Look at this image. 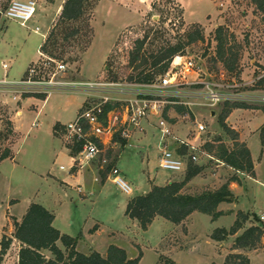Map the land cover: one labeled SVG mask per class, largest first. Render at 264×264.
Returning a JSON list of instances; mask_svg holds the SVG:
<instances>
[{
    "label": "rangeland",
    "instance_id": "obj_1",
    "mask_svg": "<svg viewBox=\"0 0 264 264\" xmlns=\"http://www.w3.org/2000/svg\"><path fill=\"white\" fill-rule=\"evenodd\" d=\"M11 1L0 0V11L4 12ZM41 2L48 7L59 4L61 0ZM2 18L1 14L0 19ZM7 25L13 43L9 40L6 45L4 41L8 37L0 32V61L12 59L10 76L16 75L21 80H26L29 70L34 66L38 67L41 62L38 51L43 38L32 29L38 26L41 33L45 34L47 25L30 23L29 29L12 21H7ZM218 28H222L224 58L230 57L229 51L236 55L235 69L232 72L227 71L218 54ZM52 30L53 27L48 34ZM133 32L149 36L141 53L146 57L162 47L185 45V54L194 58L201 71L198 80L211 84L213 92L222 97L214 104L210 91L204 85L191 84L196 80V75H189L187 81L191 85L182 86L180 90L183 97L177 99L183 105L176 106H185L190 113H178L176 106L171 105L165 109L166 116L172 120L173 136L183 139L187 137L196 144L203 145L220 137L231 148L232 142L218 125V118L226 103H243L251 108L264 107V84L261 83L264 80V15L249 0H186L185 8L177 0H90L85 4L84 13L79 20L65 22L54 28L46 45L49 55L44 54L63 62L66 71L56 73L55 76L50 75L52 72L49 71L43 81L103 83L104 87L95 92L97 97L94 100L98 102L101 96L111 98L110 102L115 106L111 122L117 124L114 130H122L125 107L128 105L126 100L132 98L131 90L124 89L135 83L132 79L137 78L142 71L154 74L157 70L151 66L137 69L141 63L140 58L131 64L123 41ZM197 32L202 35V39L188 44L189 36ZM38 58L28 68V61ZM0 73H3L2 69ZM68 89L47 85L43 88H30L21 95L0 92V156L6 149L16 147L19 161L17 165L11 162L0 165L1 212L5 209L6 202L19 200L23 206L36 195L40 197L50 194V182L42 175L50 169L64 174L65 171H59V167L64 165L68 168L67 160L54 158L50 142L55 141L50 132L52 125L74 120L87 100L86 98L84 102L83 91ZM48 92L52 94L43 108L41 99L26 102L22 107L23 115L16 119L20 135L15 133L12 118L20 103L18 107L12 106L8 100L10 94L21 100L26 98L25 95H29L28 98L40 94L48 96ZM158 121L159 116L153 114L149 125L142 124V133H136L135 140L140 144L138 146H145L144 148L131 149L112 141L103 148L100 158L89 164L90 168L85 172L89 179L96 175L106 178L111 175V169L117 167L120 177L130 184L133 193L127 195L118 186L109 183L101 193L80 203L78 207H74L75 203H72L71 217L76 225L70 228L74 230L80 220L89 214L98 218L104 224L105 232L118 231L112 233L115 237L112 240L100 238V254L105 257L109 247L106 243H111L123 248L131 259L142 254L140 264H163L165 259L176 264H224L231 254H244L250 258L251 264H264V236L255 248L235 246L236 238L245 232L249 222H244L237 234L224 241H215L212 240L215 228L227 227L225 229L229 230L234 225L232 217L222 218L214 224L209 216L196 213L194 219L182 225L156 218L147 231H143L136 220L126 217L128 198L147 194L150 184L152 187L155 185L153 180L156 184L164 183L167 179L169 182H181L186 176L187 171L173 174L159 168ZM198 124L205 125L206 131L199 133ZM57 137L67 146L61 133ZM104 157L108 159V164L102 162ZM198 165L203 167V171L186 186L184 193L194 195L218 190L233 174L227 165L207 156H201ZM258 172L264 179V163L259 166ZM125 174L127 177H134L136 189ZM76 195L78 196L73 192V196ZM236 207L250 212V223L263 225L260 217L264 215V188L251 184L249 191L240 195ZM66 224L68 225L67 220ZM88 246L91 245H82V250H86ZM7 264H16L15 248L10 252Z\"/></svg>",
    "mask_w": 264,
    "mask_h": 264
},
{
    "label": "trees",
    "instance_id": "obj_2",
    "mask_svg": "<svg viewBox=\"0 0 264 264\" xmlns=\"http://www.w3.org/2000/svg\"><path fill=\"white\" fill-rule=\"evenodd\" d=\"M249 1L264 15V0ZM88 2H90V0H65L56 22L54 23L53 30L62 23L79 20L84 13L85 4ZM53 30L48 34V37L41 47L42 52L45 54H48L46 45L53 34ZM148 39V35H141L140 32H133L126 36L123 41L125 48L128 49V56L131 59V64L135 60L141 59V63L137 66V69L147 66L157 69L154 74H145V72L142 71L137 78L132 79L137 83L150 84L154 82L158 76L167 72L172 59L176 55L185 54L184 51L186 46L178 44L176 46L162 47L156 52L151 53L149 57H146L144 56L145 54L142 55L141 53L144 51ZM196 39H202V35H200L199 32L189 36L188 44H191ZM217 41L218 54L222 57L227 71H234L236 55L229 51L230 57L224 58L222 28L217 29ZM149 60H151L150 63ZM261 83L264 84V80H262ZM25 97L28 98L29 95H25ZM33 97L45 101L48 96L40 94ZM114 108L115 106L113 104H107L105 106V113ZM175 108L178 113H190L185 106H176ZM241 108L250 107L242 103H226L218 118V125L232 142V147L229 148L225 141L218 137L207 142L204 145V150L213 158L223 162L234 170L254 176V165L250 150L244 143L240 142L239 133L227 124V118L231 112L234 109ZM258 109H261L264 113V107ZM165 117L168 118L166 114ZM62 127L63 125L61 124L55 125L54 133L56 136ZM260 137L261 143L264 146V125L261 128ZM114 141L120 143L121 146L126 145V141L121 139L118 134L115 135ZM81 149V145L70 147L72 156L78 154ZM8 158H11L10 149H6L0 156V162ZM186 171V176L181 182H170L164 186L154 185L147 194L131 198L127 204L125 215L131 220H136L143 231H147L156 218H163L178 225L194 212L208 215L213 221H216L223 215L222 212L218 211L219 205L224 202H233L234 195L229 185L231 182L240 183L239 178L233 176L218 190L192 195L184 193L183 191L186 186L203 171V167L198 164L190 163ZM237 216V220L229 230L216 229L212 235L213 240L224 241L229 236L237 234L243 227V223L249 219V217L242 212H239ZM53 221L54 215L50 211L40 204L33 203L30 205L21 222H14L13 237L22 245L19 252V264H140L141 262L143 257L142 254L137 258L131 259L123 248L115 245H111L108 248L105 257L96 251H93L89 255L82 254L76 250L79 238H72L68 235L61 234L60 231L53 226ZM263 236L264 227L260 224H254L236 238L235 246L236 248H255L257 244L260 243ZM59 241L65 247V251L58 247L57 242ZM12 242L13 239L11 237L6 235L0 236V259L7 254ZM43 250L50 251L54 258L50 260L46 259L42 254ZM163 264L176 263L170 259H165ZM224 264H251V260L244 254H231L226 258Z\"/></svg>",
    "mask_w": 264,
    "mask_h": 264
},
{
    "label": "built area",
    "instance_id": "obj_3",
    "mask_svg": "<svg viewBox=\"0 0 264 264\" xmlns=\"http://www.w3.org/2000/svg\"><path fill=\"white\" fill-rule=\"evenodd\" d=\"M39 1L12 0L1 14L7 20L17 21L22 26L28 27L29 21L36 13ZM34 32L39 33L40 28H35ZM39 54L41 62H39L38 67L34 66L29 70L28 79L20 80L19 82L0 81V89H11L14 93L20 95L30 88H43L47 85H53L55 88H69L68 90L78 92L83 91L87 96L85 105L76 118L63 125L59 131L69 149L77 145L82 146L81 151L74 156L75 165L84 167L98 160L103 153V148L111 144L112 141L115 142L114 137L116 134L126 141L125 146L131 149L138 148L135 143V139L137 138L136 133H142L144 129L142 124L149 125L150 118L153 114L159 116L157 126V131L160 136L157 145L159 168L173 174H180L187 170L190 163L197 165L200 157L206 155L203 150V144H196L187 139V137L183 139L173 136V125L170 123V119L168 120L165 117V109L169 105H183V102H179L177 99L183 97V92L180 88L190 84L187 81L189 75H196V80L191 82V84L204 85L210 91V98L214 104L222 98L213 92L211 84L198 80L200 79L201 71L198 69L199 67L193 57L186 54L176 55L172 59L167 72L154 82L150 84L135 82L129 86L127 85L128 89L126 88L124 90H131L132 98L126 100L128 105L125 107V120L122 122L123 128L118 131L114 130L117 124H112L111 122V114L114 113V109L105 113V106L111 103V98L101 96L98 102L94 100L97 97L95 92L104 87L103 83H53L43 81L49 71L52 72L50 75L53 76L56 73L65 72L66 65L61 61L45 55L41 49ZM3 68L7 69L8 65L4 64ZM124 90L120 89L121 93H124ZM50 93L48 92V94ZM14 99H17V96H14ZM197 131L199 133L205 132L206 126L198 124ZM102 162L108 164V159L104 157ZM110 174L114 177L115 184L123 193L127 195L132 194V187L120 177V170L117 167H113ZM261 221H264V216H261Z\"/></svg>",
    "mask_w": 264,
    "mask_h": 264
},
{
    "label": "crops",
    "instance_id": "obj_4",
    "mask_svg": "<svg viewBox=\"0 0 264 264\" xmlns=\"http://www.w3.org/2000/svg\"><path fill=\"white\" fill-rule=\"evenodd\" d=\"M18 1H27V0H18ZM41 1L42 0H40L38 3L36 13L34 14L33 18L28 23V24L31 23V24H35V25H39L42 23L44 25H47V32L45 34L41 33V29H40L39 33L34 32L35 34H39V35L41 34V36L43 38V43H41L39 45L40 49H41L42 45L44 44L48 33L50 32L51 28L53 27L54 23L56 22V19H57L58 15L62 9V6H63L65 0H61V2L59 4L57 3L54 6L51 5L48 7L45 6L44 3H42ZM148 1H153V0H148ZM177 1L180 4H182L183 7L185 8L186 0H177ZM55 6H57V7H55ZM141 15H143V13ZM7 21L15 22V23L19 24L21 27L26 28V29L30 28L29 25H28V27H24L19 22L13 21V20H7L5 17L0 19V32L4 33V37H8V38H6L5 41L3 40L6 45L9 44V40H11L10 43H13L12 42L13 38L11 36H9V34H8L9 30H8ZM37 27L38 26H36L35 28H37ZM34 29H32V31H34ZM43 36H45V37H43ZM39 51H38V55L40 58ZM39 58L36 60L32 59L31 61H28V65H27L28 68L30 67V65H32L33 63L38 61ZM11 60L12 59H5L4 61H0V69H2V71H3V73H0V81L5 80L7 82H19L21 80L20 78L16 77V75L14 77L10 76V69H12V65L10 66ZM4 64L8 65L7 69L3 68ZM23 74H26V73H23ZM3 91L14 93V91L11 89H1L0 90V92H3ZM51 94L52 93H50L48 95V97L45 101L42 100V103H43L42 108L46 104V102H48ZM82 95L84 96V102H85L87 96L84 93ZM13 96L10 94V96L8 98V100L11 102V105L18 107V104L20 103L18 111H15L13 118H12V121L14 122V126H15V133L20 135L19 134L20 132H19L18 127H17L16 119H18L20 117V115H23L22 107L24 105H26V102L29 100H35V99L39 100V99L34 98V97H30V98L18 100V96H17L16 101H14ZM31 105H33V104H31ZM78 113H77V115H78ZM56 124L65 125L67 123H56ZM56 124L52 125V130L50 132V135H51L53 141H55V142H50V144L52 145L51 147H53L54 158L56 160L59 158H63L65 160H67L68 161V168H66L64 165H61L59 167V169H60L59 171H65L64 174H62L60 172L55 173L50 169L47 173L42 175V177L45 178V180L47 182H50V185H51L50 194L43 195L40 197L38 195H36V197L30 198L25 204H23V206L19 200H14V202H11V201L6 202L5 209L2 212L0 211V236H3L2 233H4V234L8 235L9 237H11L13 239V242H12V245H11L10 249L8 250L7 254L4 255L2 257V259H0V264H7V260H8V257L10 255V252L14 248L16 250V264H19V252H20L22 245L18 240H16L13 237L14 222L15 221L21 222V220L23 219V217L27 213L30 205L33 203L42 205L43 207H45L48 211H50L54 215L53 226L57 230H59L61 234L68 235L72 238H79L78 242H77L76 250L82 254L89 255L93 251L100 253L99 247H98V244H99L98 242H99V240H101L100 238L104 237V240H112L115 238L114 236H112V233L118 232V231H112V230H107L105 232L104 231V229H105L104 224L102 223V221H100L96 217H93L90 214L87 217H83V219L80 220V222L78 223V226L76 228H74V230H72L70 228L71 226L74 227L76 225L74 220L71 217L72 211L70 210V205L72 203H75L74 207H78L80 203L86 202V201L90 200L92 197L97 196L98 193H101L109 183H112L114 185H116V184L114 182V177L111 175L107 176L106 178L101 177L100 175L99 176L96 175L93 179L91 177L89 179L85 175V172H87V169L90 168V165L88 164L84 167H80L77 164L75 165L74 156H72L71 150L66 145H64L63 141L60 138H58L54 133V127ZM227 124L232 129H234L236 132L239 133L240 142L244 143L247 146V148L250 150L253 165H254V173L255 174H254V176H250L247 173L236 171L233 168L228 166L233 171V174L231 175L230 178H232L233 176H236L239 178L240 183H238V182H231L230 183L229 188L234 195V200L231 203L224 202V203H221L219 205L218 211L222 212L223 215L220 218H218L216 221H213L212 218L209 216L211 219V222L214 224H217L222 218H225V217H232L233 218V224H234L235 221L237 220V215L239 212H242L243 214L250 216L251 215L250 212H248L246 210L238 209V207H236L237 203L239 201L240 195L243 196L244 193L249 191V186L251 184H256V185H259L260 187L264 188V179L260 176V173L258 172L259 166L262 163H264V146L261 143V137H260L261 128L264 125V113L262 112L261 109L251 108V107L250 108L234 109L231 112V114L229 115V117L227 118ZM137 141L138 140H136L135 143H136V146L138 148H144L145 147L142 145L138 146L140 144H138ZM141 142L142 141H140V143ZM148 146L150 147V145H148ZM11 150H12L11 151V158H8V159L0 162V165H2L3 163H6V162H11L14 165H17L19 163L16 147L12 148ZM203 150H204V146H203ZM204 152L206 153L205 156H207L211 160L215 159L211 155H209L205 150H204ZM220 163L224 164L223 162H220ZM125 176L127 177L128 175L125 174ZM127 178L134 184V188L136 189L137 186L135 185L134 177H127ZM149 180L151 181L150 178H149ZM153 181H154V184L157 186H164V185H167L168 183H170L168 181V179L166 180V182L160 183V184H156L155 180H153ZM228 181H229V179H228ZM151 189H152V185L150 184V190ZM73 192L77 193L78 196L77 195H76V197L73 196ZM135 196H139V195H133L132 197L128 198V200L126 201V207H127L129 200ZM93 204H95V202ZM196 213H199V212H194L193 214H191L185 221H183L181 223V225L184 223L187 224L189 220L194 219ZM262 216H264V215H262ZM250 217H252V216H250ZM250 217L246 221V222H249V225H247L248 226L247 229L250 228L252 225H254V224L250 223V221H249ZM66 220H67V223L69 226L66 224ZM129 220H131V219H129ZM260 221H261V217H260ZM262 222H264V221H262ZM174 225H177V224H174ZM261 226L264 227V224ZM225 228H227V227H217L215 229H225ZM5 229H7V231ZM215 229H213V230H215ZM109 231H111V232H109ZM84 244H89L91 246H88V248H86V250H82L83 249L82 245H84ZM106 244H108L109 247L112 245L111 243H106ZM57 245L60 249L65 251V247L63 246V244L60 241L57 242ZM0 251H1V246H0ZM42 254L45 255V257L48 260L53 259V255L48 250H43Z\"/></svg>",
    "mask_w": 264,
    "mask_h": 264
},
{
    "label": "water",
    "instance_id": "obj_5",
    "mask_svg": "<svg viewBox=\"0 0 264 264\" xmlns=\"http://www.w3.org/2000/svg\"><path fill=\"white\" fill-rule=\"evenodd\" d=\"M214 115V113H212Z\"/></svg>",
    "mask_w": 264,
    "mask_h": 264
}]
</instances>
